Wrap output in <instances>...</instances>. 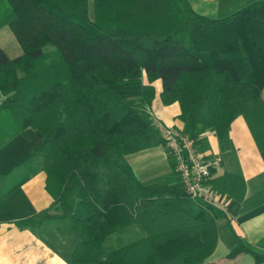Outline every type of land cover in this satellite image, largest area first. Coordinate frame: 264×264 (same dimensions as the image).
Here are the masks:
<instances>
[{"label":"trees","instance_id":"16d2710c","mask_svg":"<svg viewBox=\"0 0 264 264\" xmlns=\"http://www.w3.org/2000/svg\"><path fill=\"white\" fill-rule=\"evenodd\" d=\"M119 1L138 0H92L93 19L89 0H0V28L11 26L22 49L10 57L0 48V107L19 129L42 134L53 199L23 223L69 219L79 232L72 264H201L216 248L225 210L190 197L180 181L142 183L126 156L165 146L148 110L156 79L161 102L178 103L183 132L196 143L206 130L223 140L241 116L264 150V0L220 18L197 13L188 0H165L159 27L120 23ZM226 178L232 193L245 186ZM240 200L245 211L264 201V189ZM131 227L142 235L104 248ZM242 253L264 263L242 239L225 257Z\"/></svg>","mask_w":264,"mask_h":264},{"label":"crops","instance_id":"0c3cea01","mask_svg":"<svg viewBox=\"0 0 264 264\" xmlns=\"http://www.w3.org/2000/svg\"><path fill=\"white\" fill-rule=\"evenodd\" d=\"M152 84L155 99L162 89L161 80L156 79ZM3 99L0 93V106ZM160 103L156 115L151 114L152 117L166 126L183 130L184 123L177 118L180 111L178 103ZM42 138V134L32 127L19 129L11 114L0 107V264H72V252L79 232L70 229L69 219L46 220L37 225L23 223L34 213L48 207L53 200L46 188L43 155L38 150ZM196 145L204 157L212 161L211 178H220L217 183L212 181L211 184L209 181L211 188L216 186L212 201L227 214L218 224L215 250L201 264H258L248 253L234 258H226L225 254L239 239L264 254V201L242 211L240 200L241 197L264 189V150L258 149L241 116L231 122L223 140L206 130L199 134ZM150 148H157L156 154L167 161L165 178L173 179V183L167 184H177L179 176L171 167L165 146ZM138 152L126 158L132 157L131 162L127 160L142 183H153V175L142 173L146 161L152 156L144 154L139 160ZM225 174L240 177L244 181V188L232 193L235 182L232 178L221 179ZM132 234L140 236L133 230Z\"/></svg>","mask_w":264,"mask_h":264},{"label":"rangeland","instance_id":"374dc122","mask_svg":"<svg viewBox=\"0 0 264 264\" xmlns=\"http://www.w3.org/2000/svg\"><path fill=\"white\" fill-rule=\"evenodd\" d=\"M257 0H188L191 7L199 14L205 15L210 18L225 17L235 10L244 7ZM117 20L120 23L131 24H151L152 27H159V21L166 19V13L168 12L167 2L165 0H138L136 2L126 3L125 1L117 2L115 7ZM88 15L91 19L94 18V7L92 0H89ZM150 25V26H151ZM149 27V26H148ZM0 48H2L8 56L15 57L22 52V49L13 33L11 26L4 25L0 28ZM49 47H45L48 49ZM161 100L158 94L154 101H152L149 111L152 115H156ZM157 148H148L142 153H137L139 160L144 154L151 155L148 161H146L145 168L142 169V173L145 175H153L155 178L153 182L173 183L172 177L165 178V171L167 167V161L163 156L156 154ZM168 153V151H167ZM134 156V155H133ZM130 162L132 157L127 158ZM143 159V158H142ZM138 160V161H139ZM137 170L136 165L133 166ZM103 168H99V173H104ZM134 233L141 235V231L138 228L132 229ZM132 230L117 231L106 238L104 241V248L106 250L115 249L129 241H132L137 236L132 234ZM76 234V231H74Z\"/></svg>","mask_w":264,"mask_h":264},{"label":"built area","instance_id":"2783aa9c","mask_svg":"<svg viewBox=\"0 0 264 264\" xmlns=\"http://www.w3.org/2000/svg\"><path fill=\"white\" fill-rule=\"evenodd\" d=\"M158 135L165 140V148L175 163V170L186 194L192 198L212 201L214 191L209 179L212 161L197 149L196 139L183 130L164 125L159 119L152 118Z\"/></svg>","mask_w":264,"mask_h":264}]
</instances>
